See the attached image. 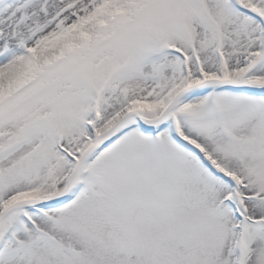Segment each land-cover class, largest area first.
Wrapping results in <instances>:
<instances>
[{"label":"snow or ice","instance_id":"snow-or-ice-1","mask_svg":"<svg viewBox=\"0 0 264 264\" xmlns=\"http://www.w3.org/2000/svg\"><path fill=\"white\" fill-rule=\"evenodd\" d=\"M0 264H264V0H0Z\"/></svg>","mask_w":264,"mask_h":264}]
</instances>
